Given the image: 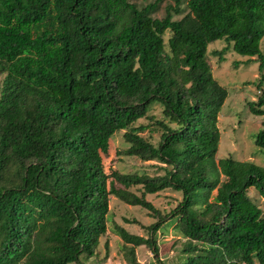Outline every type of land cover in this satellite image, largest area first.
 Returning a JSON list of instances; mask_svg holds the SVG:
<instances>
[{
    "label": "trees",
    "instance_id": "obj_1",
    "mask_svg": "<svg viewBox=\"0 0 264 264\" xmlns=\"http://www.w3.org/2000/svg\"><path fill=\"white\" fill-rule=\"evenodd\" d=\"M134 1L0 0V264H84L107 234L110 196L159 219L147 239L113 228L129 264L142 245L158 258L166 223L185 239L177 264H264L263 212L248 195L264 203V167L216 161L228 92L207 59L222 40L220 62L230 48L258 64L248 110L263 117L264 151V0H172L161 18V0ZM122 131L124 155L162 175L105 173ZM147 131L161 132L157 145ZM164 190L182 200L161 217L145 196Z\"/></svg>",
    "mask_w": 264,
    "mask_h": 264
},
{
    "label": "rangeland",
    "instance_id": "obj_2",
    "mask_svg": "<svg viewBox=\"0 0 264 264\" xmlns=\"http://www.w3.org/2000/svg\"><path fill=\"white\" fill-rule=\"evenodd\" d=\"M134 2L138 8H143L147 4L154 3L155 0H136ZM169 4H172V0H161L152 15L161 18L164 15L165 7ZM180 9L184 15L186 13L184 3L181 4ZM182 16L173 19L178 20ZM224 46V42L218 40L207 47V52H209L207 59L211 65L213 76L228 92V97L218 115L217 127L220 140L216 161L231 157L238 161H251L264 167V151L254 145L255 136L262 129L263 117L254 116L248 110V105L256 103L260 96L256 86L260 80V74L257 70L258 64L254 60L241 57L230 48L224 55V61L220 62L214 52L221 50ZM260 50L264 54V38L260 42ZM261 88L264 90V82ZM150 114H154L157 119L161 118L160 109L157 106L150 109ZM146 123V120H139L136 125ZM123 133V131L116 133L109 140L107 155L101 156L105 173L107 175L114 171L120 174L145 173L151 177L162 175L163 172L159 169L160 165L157 162L143 163L135 157L124 155L127 145L124 142ZM160 134L161 132L157 131H147L142 136L147 138L150 143L157 145ZM221 180H223L222 177ZM115 187L120 188L118 184ZM129 191L138 196L141 194L139 187H131ZM248 195L261 208L264 217L262 199L257 196L254 189H250ZM145 199L159 211L161 217H165L173 212L181 202L182 196L179 192L164 190L154 195H146ZM108 207L107 234L100 239L97 252L92 258L81 259L84 264H129L122 248L123 242L114 234L113 228L119 226L131 235L147 239L150 237L148 227L159 220L156 216L152 217L147 210L128 206L113 196L109 197ZM154 238L158 246V258L156 259L152 252L142 245L134 248L136 263L177 264L180 262L181 257H183L180 249L185 239H182L174 230L173 224H164ZM105 242L109 246L107 257Z\"/></svg>",
    "mask_w": 264,
    "mask_h": 264
}]
</instances>
